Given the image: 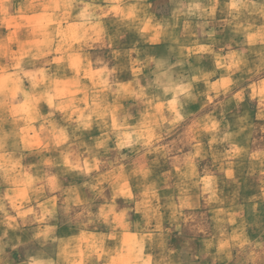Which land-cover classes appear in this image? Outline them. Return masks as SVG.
<instances>
[{
  "label": "clouds",
  "instance_id": "9594fccd",
  "mask_svg": "<svg viewBox=\"0 0 264 264\" xmlns=\"http://www.w3.org/2000/svg\"><path fill=\"white\" fill-rule=\"evenodd\" d=\"M0 264H264V0H0Z\"/></svg>",
  "mask_w": 264,
  "mask_h": 264
}]
</instances>
